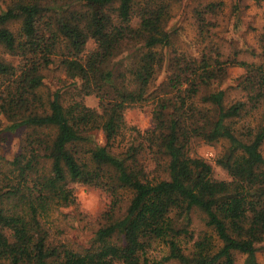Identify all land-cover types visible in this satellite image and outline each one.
Returning a JSON list of instances; mask_svg holds the SVG:
<instances>
[{"label":"trees","instance_id":"trees-1","mask_svg":"<svg viewBox=\"0 0 264 264\" xmlns=\"http://www.w3.org/2000/svg\"><path fill=\"white\" fill-rule=\"evenodd\" d=\"M5 1L0 51L9 60L0 56V115L8 131L28 133L0 185V264H235L236 254L245 256L243 264H259L264 63H237L245 70L238 86L245 98L227 104L217 87L225 63L175 55L167 91L157 98L149 89L164 66L162 50L172 46L167 23L175 0ZM125 48L127 76L113 63ZM55 61L79 83V99L39 94L42 70ZM91 95L97 108L83 103ZM150 98L152 129L126 140L135 129L125 110ZM194 140L223 141L214 162L227 179L214 178L211 165L191 154ZM144 155L163 177L145 169ZM76 185L113 198L82 251L56 241L50 227L53 212L75 203ZM122 195L129 196L124 209ZM194 214L205 227L197 237Z\"/></svg>","mask_w":264,"mask_h":264},{"label":"rangeland","instance_id":"rangeland-1","mask_svg":"<svg viewBox=\"0 0 264 264\" xmlns=\"http://www.w3.org/2000/svg\"><path fill=\"white\" fill-rule=\"evenodd\" d=\"M214 5V12H204L206 7ZM6 8V1L0 0V11ZM76 9V8H75ZM201 12L206 20L203 26L198 18ZM18 25L12 24V30ZM172 46L162 50L164 54V66L158 72L155 82L149 91L154 92L157 98L162 97L167 91V84L171 70L169 61L175 55H184L190 59L200 61L203 55L209 56L212 61L218 59L225 63L226 75L218 83V89L226 92V103L230 104L241 100L245 93L239 88V84L245 70L237 65L238 62L246 64H263L264 53L262 49V36L264 35V0H175L171 5V17L167 23ZM93 44L89 43L88 49ZM128 49V48H127ZM127 49H123L115 59L114 67L128 75L131 56ZM0 56L9 60V57L0 51ZM43 84L38 89L43 98L51 97L55 92L62 94L64 100L77 98L79 83L66 77L63 68L57 61L42 70ZM2 80L0 79V85ZM99 99L95 95L83 98V103L89 108H97ZM155 102V101H154ZM153 99L130 106L125 110V122L135 131L126 132V140L136 137V132L144 133L153 127L151 110ZM9 125L0 115V185L4 184V176L11 170L10 162L22 147L28 131L18 129L8 131ZM96 141L103 143L102 136L96 132ZM121 144L120 148H123ZM224 143L219 142L212 146L194 140L191 145V154L204 159L213 170V177L218 180L227 179L226 173L215 165V159L223 150ZM115 152L122 151L114 149ZM264 155V144L262 146ZM145 169L154 176H164L160 169L155 168V162L150 155H144L141 159ZM76 196L75 203L66 208H60L51 214L50 227L54 239L67 247L82 251L89 248L94 232L102 222V216L112 203V196L106 191L93 186H74ZM122 208L127 205L129 196L122 195ZM194 237L204 231L202 216L194 214L190 226ZM191 246L190 244H184ZM162 249L158 246V250ZM244 255L236 254V263L243 264ZM259 264H264V251L256 254Z\"/></svg>","mask_w":264,"mask_h":264}]
</instances>
